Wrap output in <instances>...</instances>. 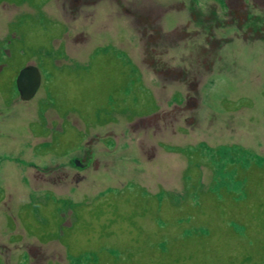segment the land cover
<instances>
[{"label": "rangeland", "instance_id": "1", "mask_svg": "<svg viewBox=\"0 0 264 264\" xmlns=\"http://www.w3.org/2000/svg\"><path fill=\"white\" fill-rule=\"evenodd\" d=\"M75 1L0 0V264H264V9L182 38L186 10Z\"/></svg>", "mask_w": 264, "mask_h": 264}, {"label": "flooded vegetation", "instance_id": "2", "mask_svg": "<svg viewBox=\"0 0 264 264\" xmlns=\"http://www.w3.org/2000/svg\"><path fill=\"white\" fill-rule=\"evenodd\" d=\"M217 1L219 3H217ZM250 1H251V5H252L253 10H255L258 7H261V9H264V0H260V3H258V0H250ZM78 2H79V0H76L74 2V4H77V6H78L79 5ZM151 3H152V5H154V9H155V10H153V12L154 11L156 13L160 12L161 14H155L153 19H149V21H148L149 26L156 27L157 31L160 33L163 31V29H162V17H163V15H165L169 11L172 13H177L181 10L187 11L186 14H187L188 18L186 19L185 23L179 25V27H177L174 30V32H177L178 30L182 29L179 34L183 35V38H187L189 36V33L186 30L190 27H193V28L211 27L213 29L216 26L215 24L218 20L217 16L220 15L219 14V10H221L220 7L226 9L225 12H227L228 16H231L232 12L236 15L237 25L235 27H237V28L242 26V25L238 26V24H243L245 21L244 19H247V17H248L247 11L249 10L248 9L249 0H190L188 2V4H186V5L181 4V3L173 4V5H170L166 10H162L161 9L162 7L161 8L159 7L160 5H158L157 0H152ZM201 3H203V5H201ZM212 5L215 6V9H217V11L215 12L214 11L215 9L213 10L215 12V16H213V11H212V16H210V17H212L214 20L209 21L210 17L207 15V12L209 10L208 8ZM158 8H160V9H158ZM239 14H240V17L238 16ZM144 23H145V21H144ZM145 25H147V24H145ZM228 26L229 25H227L226 27H228ZM210 34H211V31H210ZM210 38L214 39V38H212V34H211V36L208 37V39H210ZM0 63H2V62H0ZM12 66H13V60L10 57V58L6 59L5 64L2 63V65H0V76L4 70H7V69L11 68ZM27 66H33V65H29L27 62H24V64L20 68H18L16 76H15L14 80L12 81V83L9 84L10 88H13L16 91V94H17L19 101H22V102H27V101H24L21 99V95H20V92L18 90V86H17L16 81H17V77H18L20 71ZM33 67H35V66H33ZM38 71H39V69H38ZM41 84H42V75L40 73V85H39V87L41 86ZM3 92H4V89L0 88V95L3 94ZM30 100H28V101H30ZM0 108H1V106H0ZM2 118L3 117L0 116V119H2ZM56 162H57V160L53 164L46 166L42 171L46 174V176L44 177V180L50 184H53V185L60 184L65 179V175H64V172H65L64 167L65 166L63 165L64 167L63 166L59 167V164H57ZM69 163H70V167L76 173L85 172V171L89 170V168H90L89 163H88L87 153L84 155L81 153L76 154L72 159H70ZM10 258L11 257L7 258L6 262H12L14 257L12 258V260Z\"/></svg>", "mask_w": 264, "mask_h": 264}, {"label": "water", "instance_id": "3", "mask_svg": "<svg viewBox=\"0 0 264 264\" xmlns=\"http://www.w3.org/2000/svg\"><path fill=\"white\" fill-rule=\"evenodd\" d=\"M16 82L21 99L28 101L36 94L39 88L40 73L37 68L27 66L20 71Z\"/></svg>", "mask_w": 264, "mask_h": 264}, {"label": "trees", "instance_id": "4", "mask_svg": "<svg viewBox=\"0 0 264 264\" xmlns=\"http://www.w3.org/2000/svg\"><path fill=\"white\" fill-rule=\"evenodd\" d=\"M183 38V37H182ZM148 66L150 67V68H152V70L157 74V75H159V73L157 72V70H155L156 68L154 67L153 68V64H149L148 63ZM167 75H168V73H167ZM180 81H182V82H186V78L185 79H183V75L182 74H179V78H178ZM178 79H176L177 81H179ZM173 80H175V79H173ZM188 86H189V89H192V91H194L196 88H197V83L196 82H190L189 84H188Z\"/></svg>", "mask_w": 264, "mask_h": 264}]
</instances>
